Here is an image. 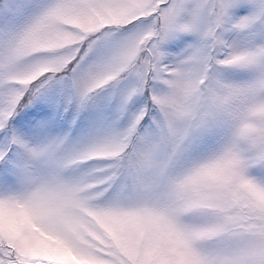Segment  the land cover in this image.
I'll return each mask as SVG.
<instances>
[{"label":"rangeland","instance_id":"374dc122","mask_svg":"<svg viewBox=\"0 0 264 264\" xmlns=\"http://www.w3.org/2000/svg\"><path fill=\"white\" fill-rule=\"evenodd\" d=\"M0 264H264V0H0Z\"/></svg>","mask_w":264,"mask_h":264}]
</instances>
